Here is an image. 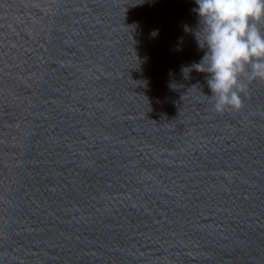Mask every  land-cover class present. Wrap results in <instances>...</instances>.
<instances>
[{"label":"water","instance_id":"water-1","mask_svg":"<svg viewBox=\"0 0 264 264\" xmlns=\"http://www.w3.org/2000/svg\"><path fill=\"white\" fill-rule=\"evenodd\" d=\"M195 7L0 0V264H264V81L214 110Z\"/></svg>","mask_w":264,"mask_h":264},{"label":"clouds","instance_id":"clouds-1","mask_svg":"<svg viewBox=\"0 0 264 264\" xmlns=\"http://www.w3.org/2000/svg\"><path fill=\"white\" fill-rule=\"evenodd\" d=\"M198 17L191 31L205 50L198 63L184 69L206 73L214 110L238 111L247 83L264 81V0H195ZM155 34V32L153 33Z\"/></svg>","mask_w":264,"mask_h":264}]
</instances>
